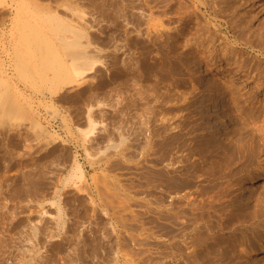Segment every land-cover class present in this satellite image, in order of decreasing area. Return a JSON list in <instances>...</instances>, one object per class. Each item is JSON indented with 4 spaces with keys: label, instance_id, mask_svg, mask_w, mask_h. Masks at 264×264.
Segmentation results:
<instances>
[{
    "label": "rangeland",
    "instance_id": "1",
    "mask_svg": "<svg viewBox=\"0 0 264 264\" xmlns=\"http://www.w3.org/2000/svg\"><path fill=\"white\" fill-rule=\"evenodd\" d=\"M27 24L74 30L70 104ZM3 77L0 264H264V0H0Z\"/></svg>",
    "mask_w": 264,
    "mask_h": 264
},
{
    "label": "bare ground",
    "instance_id": "2",
    "mask_svg": "<svg viewBox=\"0 0 264 264\" xmlns=\"http://www.w3.org/2000/svg\"><path fill=\"white\" fill-rule=\"evenodd\" d=\"M56 29L58 32L56 36L61 40V42H63L61 44L62 48L65 49L68 57L71 59L69 62L70 66L65 63L61 55L51 44L50 40L46 38L45 35H42L39 30L34 29L31 24H27L22 31V40L29 39L31 44L27 46L25 42H22V47H24V49H18L16 51V61L14 64L18 70L23 72V75L35 71L36 74L43 80V82H47L46 87L51 93L57 92L62 88V86L65 87V85L67 86L72 84L76 78L81 77L85 73L89 63L84 58L85 54L83 52L68 50L73 45V43L71 45L64 42L65 40L61 33L64 32V30L73 32L74 30H71L70 27H65L63 29L60 28V26ZM30 77H32V74ZM206 79V76L203 75L199 78L198 83L202 85L206 82ZM5 85L6 80L0 79V116L2 115V117L7 118L23 116L24 118L25 113L23 114L19 110L12 95L10 93L5 94L6 92H9L8 89H5ZM36 125L40 127L39 124ZM260 252L264 253V248H253L250 253L251 255H255Z\"/></svg>",
    "mask_w": 264,
    "mask_h": 264
},
{
    "label": "crops",
    "instance_id": "3",
    "mask_svg": "<svg viewBox=\"0 0 264 264\" xmlns=\"http://www.w3.org/2000/svg\"><path fill=\"white\" fill-rule=\"evenodd\" d=\"M65 59V58H64ZM65 63H69L68 60H65ZM86 76H83L81 79H85ZM80 80V79H79ZM83 86V85H82ZM78 90L76 85L69 84L62 86V88L56 93L55 99L59 98L58 100V105L61 108V106H66L71 103V101L75 98L74 94L76 93L75 91ZM70 101V103H69ZM57 105V103H56Z\"/></svg>",
    "mask_w": 264,
    "mask_h": 264
}]
</instances>
